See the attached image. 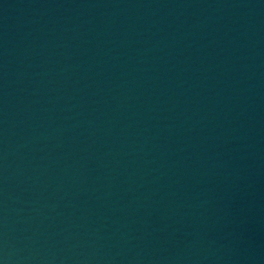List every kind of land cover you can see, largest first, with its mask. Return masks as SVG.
<instances>
[{
    "label": "water",
    "instance_id": "1",
    "mask_svg": "<svg viewBox=\"0 0 264 264\" xmlns=\"http://www.w3.org/2000/svg\"><path fill=\"white\" fill-rule=\"evenodd\" d=\"M0 264H264V0H0Z\"/></svg>",
    "mask_w": 264,
    "mask_h": 264
}]
</instances>
